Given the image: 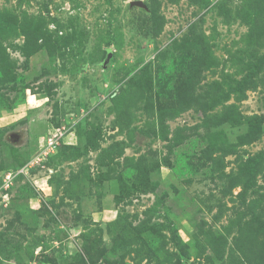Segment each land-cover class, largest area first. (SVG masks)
<instances>
[{
	"label": "rangeland",
	"instance_id": "1",
	"mask_svg": "<svg viewBox=\"0 0 264 264\" xmlns=\"http://www.w3.org/2000/svg\"><path fill=\"white\" fill-rule=\"evenodd\" d=\"M0 264H264V0H0Z\"/></svg>",
	"mask_w": 264,
	"mask_h": 264
}]
</instances>
